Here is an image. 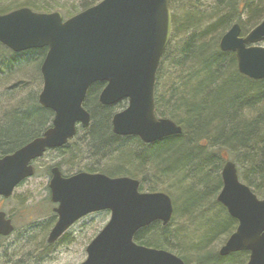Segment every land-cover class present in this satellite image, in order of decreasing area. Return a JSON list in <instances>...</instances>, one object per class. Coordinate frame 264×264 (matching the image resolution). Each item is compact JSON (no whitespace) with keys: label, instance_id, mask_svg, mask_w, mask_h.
Returning a JSON list of instances; mask_svg holds the SVG:
<instances>
[{"label":"water","instance_id":"obj_1","mask_svg":"<svg viewBox=\"0 0 264 264\" xmlns=\"http://www.w3.org/2000/svg\"><path fill=\"white\" fill-rule=\"evenodd\" d=\"M171 0H101L63 19L59 11L39 12L20 7L0 14V43L14 53L47 48L40 65L41 107L53 112L52 126L25 145L0 157V195L9 197L14 187L34 173L33 159L46 149L61 147L76 132L88 127L90 114L83 103L89 87L105 82L98 101L113 105L127 99V106L112 117L116 135H135L151 143L181 134L182 128L154 113V84L160 59L170 42ZM238 23L220 38L222 51L236 55L238 71L255 80L264 79V18L247 34ZM49 188L58 202V221L49 233L54 241L76 219L107 209L110 219L86 247L80 264H185L174 253L139 245L134 234L173 216L171 198L164 192H140L129 177L78 172L62 177L51 169ZM222 187L216 197L238 221L219 249L226 256L248 251L246 264H264V199L239 180L236 164L227 160L221 170ZM13 231L0 212V236Z\"/></svg>","mask_w":264,"mask_h":264},{"label":"trees","instance_id":"obj_2","mask_svg":"<svg viewBox=\"0 0 264 264\" xmlns=\"http://www.w3.org/2000/svg\"><path fill=\"white\" fill-rule=\"evenodd\" d=\"M99 1L72 0L67 5H59L58 0H22L12 7L0 4V14L29 7L42 12L60 10L68 17ZM169 6L172 35L158 66L156 85H163L168 68L172 72L167 75L168 85L162 91L155 87V113L180 124L183 133L163 139L169 142V147L158 160L149 153L143 156L146 161L139 164L134 155L121 160V149L136 144V139L121 144L119 138L112 135L110 119L116 106L97 104L95 93L101 84L95 83L90 86L84 103L90 113V128L86 129L90 134L80 138L81 143L64 148L63 153H68V148L84 154L89 150L106 151V156L118 158L120 165L127 170L152 171L153 179H165L171 175L173 178L174 173H180L185 181L190 182L192 189L185 191L182 208L174 203L171 192L166 191L172 199L175 217L191 222L194 212L213 200L216 208L225 211L228 221L219 231H209L202 236L197 234L183 246L178 242L185 232L176 233L175 229H169L170 223L163 225L159 221L138 230L134 240L144 246L169 250L185 264H244L249 256L247 251L221 256L214 249L213 241L219 236L226 235L227 238L237 225V221L215 199L222 186L220 169L225 161L220 150L227 148L236 156L244 182L264 198V79L254 80L239 73L235 53L222 51L219 40L234 23L240 25L243 35L256 26L264 18V0H171ZM46 51L47 48H41L13 54L26 63L25 70H37ZM242 79L253 82L251 92L240 89ZM33 80L38 82L39 79ZM22 102L19 101L12 111L0 107L2 154L12 152L40 135L53 115L38 104L36 93L32 91L25 102L27 106ZM204 138L211 142L207 148L202 144ZM171 161L175 163L172 165L176 172L164 174L159 164ZM210 165L217 166L214 178ZM144 187L141 189L158 190L154 186Z\"/></svg>","mask_w":264,"mask_h":264},{"label":"rangeland","instance_id":"obj_3","mask_svg":"<svg viewBox=\"0 0 264 264\" xmlns=\"http://www.w3.org/2000/svg\"><path fill=\"white\" fill-rule=\"evenodd\" d=\"M20 1L22 0H0V4L3 3L7 4L9 7H12ZM71 1L72 0H58L57 4L67 5L71 3ZM52 11L60 12V10ZM63 16L66 17L65 15ZM258 45L264 46V41L260 42ZM0 54H2L0 55V65H3L2 68L0 67V107H5L6 109L13 110V107L16 106V104L21 100H23L22 103L27 106L26 103L29 92L32 91L33 94L36 93L37 99L38 94L42 88L40 68L37 70H25L27 69L26 63H22V61H20V58L15 57L14 54L11 53V51L6 47H3V45H0ZM8 62L13 64L8 65ZM166 71L167 72L164 79L165 83L163 82V85L161 84V86H157V81L155 82V87L159 92L168 85L167 75H169L172 71L170 68H168ZM34 78L39 79L38 82H35L33 80ZM241 82L242 86L240 87V89L243 91L246 90L251 92V89L254 88L253 82L245 79H242ZM175 119L178 120V116H176ZM128 142H130V140ZM210 143L211 142L208 139L202 140L204 148H207ZM168 147L169 142H167L166 140H160L148 145H140L136 142V144L134 145L131 144L127 145V147L122 148L120 157L121 160H125L130 158L132 155H136V159L139 164L140 161H143V156L147 153H149L150 156L154 159L158 160V158L164 154V150ZM105 152L101 150H89L87 151V153L85 152V154L83 152H74L69 162L72 161L74 163V166L75 164L81 163L85 166L84 168H89L92 166V164H94L103 171L109 172L112 166L114 167V165L120 164V160L118 158H115L114 156H106L104 154ZM220 154L224 160L234 161L238 169L236 156L233 153H231L226 148L221 149ZM68 155L66 157H68ZM81 157L88 158V161H82ZM89 158L91 159V161H89ZM61 160L62 159L57 157L56 152H54L53 150L47 151L40 159L36 160V162L34 163L37 168V173L34 176L30 177L25 186H23L16 192L15 198H13L12 200L0 199V207H2V210L6 211L7 213H13L12 217L16 228L15 232L11 236L2 241L3 246L0 248V264H36L33 258H39V264H78L85 258L84 247L94 236L97 229L101 225V222H99L100 214L93 216L94 218H92L91 220L87 219L86 221H82L85 223L84 227H82L81 229H78V227H81L82 224L73 229V241L66 244L67 246L60 245L47 251L41 249L44 240L42 234L34 233V235H32L30 234V231L28 233L22 232V230L24 229L22 227L26 223L30 222V220L27 216L21 213L25 211L23 209L19 210V205L23 204L30 210V207H32L34 201L39 200V197L47 194L44 188V183H46L45 179L49 178L48 171L50 167L54 165V163ZM172 164L175 163L171 161V163H164L163 165L159 164V169H161L163 172L167 171L169 172V174L171 172H176L173 170L174 165ZM66 165L67 166H65L66 168L63 171L65 173H68L69 171H67V167L72 165H69V163H66ZM153 174L154 173L152 171L140 174L141 176L147 177L144 186H154L156 189H158L156 191L165 193L169 190V192H171V197L173 198L174 203L177 204L179 208H182L183 202L181 203V201L183 200L185 191L187 189H192V187H190V182L185 181L180 173H174L173 178L171 175L170 177H167L165 179L162 177L153 179ZM244 180L245 179L240 174V181L244 182ZM15 199H17V201ZM205 207L194 212L191 222L184 221V219L180 216H173L169 224V229H175L176 233L178 232L179 234L181 232H185L184 237L178 242L181 244V246H183L182 244L186 243L189 238L195 237L197 234L202 236L209 231H219L221 228H223V223L228 221L225 211L222 208H216L213 200L209 202ZM211 207L215 208L213 210H209ZM26 227L28 226L26 225ZM225 239L226 235L222 237L219 236L216 240H214V249L218 251L223 245Z\"/></svg>","mask_w":264,"mask_h":264},{"label":"flooded vegetation","instance_id":"obj_4","mask_svg":"<svg viewBox=\"0 0 264 264\" xmlns=\"http://www.w3.org/2000/svg\"><path fill=\"white\" fill-rule=\"evenodd\" d=\"M104 85H105L104 83H101L99 89L95 93L96 102L99 105H101V104L98 101V97H99L100 92L103 89ZM88 90H87V94H88ZM126 105H127V100H125V99L121 100L119 103L114 105V106H116V111L115 112H117L118 109H119L118 111L123 110ZM52 119H53V115L51 116L50 121L47 124V128L51 127ZM111 119H112V117H111ZM111 119H110V130H111V133H112L113 136H116V137L119 138L118 139L119 143L123 144L124 142H126V141H128L130 139H132V140L136 139L141 144H143V145L146 144V143H143L141 141V139L139 137H137V136L128 137V136H120V135L114 134L112 132ZM77 126H78L77 128L81 127V125H77ZM41 133L43 134V131ZM89 134H90V132L85 130V129L77 130L75 136L71 140L68 141L67 145H65L63 147L52 149L54 152H56L57 157L62 159L61 161H57L53 165V166H56L59 169V171H60L62 176H69V175L75 174V173H77V172H79L81 170H85L87 172L104 173V174H106V175H108L110 177L125 176V177H129V178H132V179H137L139 181V191L152 192L151 190H145L143 188L141 189V186H144L145 185L144 183L147 180V177L140 175V174H144V173H142V171L127 170V168H125V167H123V165L121 166L119 164V165H117V167H116V165H114V167L112 166L110 168V171H112V172H110L109 170H108L109 172H105L102 169H100L97 165H94V164H92V166L89 165V166H91L92 169H95V171H94L90 167L87 169V168H83L82 167L83 165L77 166L78 164H75V166H74L73 165L74 163L72 161L69 162V160L71 159V156L74 154V152L72 151V148H70V149L68 148L69 152L64 154L63 153V151L65 150L64 148H66L68 146L71 147L73 145V143L75 144L76 142L81 143L82 139H80V138L86 137V135H89ZM78 139H80V140H78ZM12 152L3 153V155L8 154V153H12ZM3 155L0 153V157L3 156ZM67 155H68V157H66ZM81 158H82V161H88V158H86V157H81ZM38 159H40V158H37V159L32 161V164H33V166L35 168V174L37 173V168H36L34 163ZM74 160H75V158H74ZM89 161H91V159ZM66 163H69V165H72V166H68L67 167V169H68L67 171H69L68 173H65L63 171L66 168L65 166H67ZM94 163H96V162H94ZM51 168L52 167H50V169L48 171V177L49 178L45 179L46 183H44V188H45V191L47 192V194L39 197L38 198L39 200L34 201L32 207H30V210L25 205H23V204L19 205L18 204L19 205V210L23 209L25 211V212H21V213L23 215L27 216L28 219L30 220V222L26 223L22 227V228H24L22 230V232L23 233L24 232L28 233L30 231V234H32V235H34V233L42 234L44 240H43L41 249H43L45 251L50 250V249H52V248H54L56 246H60V245L61 246L62 245L63 246H67L66 244L72 242L73 241V233H74L73 229L77 228L81 224H82V226L78 227V229H81L82 227H84V223L85 222H82V221H86L87 219L91 220L92 218H94L93 216H95L97 214H100V221L99 222H101V225L96 231V233H99L104 228V226L107 224V222L109 220V217H110V211L109 210H101V211L89 213L87 215H83V216L79 217L77 220H75L69 227H67V229H65V231H63V233L61 235H59L54 241L48 242L47 239H48L49 233L52 230V228L55 226V224L57 223L58 218H59L58 217V213L56 212V209L58 208L59 203L52 201L51 194H50V188H49V182H50V177H51ZM118 168H120V169H118ZM28 179L29 178H25V179L21 180L14 187L13 192H12V194L9 197L6 198V197H3V196L0 195V199L12 200L13 198H15L16 192L18 190H20L23 186H25V184L28 181ZM15 200L17 201V199H15ZM0 212L4 213L5 218L9 219L11 224H12V226L14 227V230H13V232L11 234H9L7 236H0V248H1L3 246L2 241L4 239L8 238L9 236H11L15 232L16 228H15V224H14L13 217H12L13 213L12 212L7 213L6 211L2 210V207H0ZM105 217H106V219H105ZM26 225L28 227H26ZM91 239H90V241H91ZM89 242L87 244H89ZM87 244H86V246H87ZM33 259L36 262V264H39V262H40V261L38 262L39 258H36V259L33 258Z\"/></svg>","mask_w":264,"mask_h":264},{"label":"bare ground","instance_id":"obj_5","mask_svg":"<svg viewBox=\"0 0 264 264\" xmlns=\"http://www.w3.org/2000/svg\"><path fill=\"white\" fill-rule=\"evenodd\" d=\"M179 126L182 128V126L180 124H179ZM181 133H183V128H182V132ZM143 161H146V160H143ZM209 170L212 172L211 173V177L214 178L215 177L214 174L217 172V166L216 165L215 166L214 165H210ZM221 170H222V167H221ZM221 170H220V178H221V182H222ZM237 172H238V177H239V180H240V173H239L238 169H237ZM168 173L169 172H167V171L164 172V174H168Z\"/></svg>","mask_w":264,"mask_h":264}]
</instances>
